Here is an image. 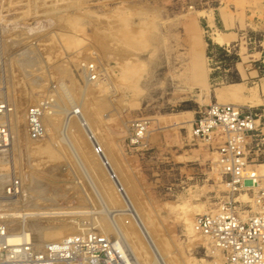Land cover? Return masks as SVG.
<instances>
[{"label":"rangeland","instance_id":"obj_1","mask_svg":"<svg viewBox=\"0 0 264 264\" xmlns=\"http://www.w3.org/2000/svg\"><path fill=\"white\" fill-rule=\"evenodd\" d=\"M250 1L264 2L0 0V102L8 105L0 124L10 130L0 157V217L9 235L23 231L7 213L59 208L68 213L28 220L62 230L30 241L37 249L65 236L101 233L117 240L128 264H153L156 253L166 264H221L196 217L230 198V190L216 144L193 135L196 116L184 113L192 104L178 100L192 97L206 72V85L235 84L232 102L213 103L237 104L245 89L240 76L249 67L264 74V35L242 30L225 56L206 27L216 8L238 18ZM199 37H206L205 54ZM213 40L224 43L220 32ZM31 106L42 112L44 134L36 140L27 135ZM256 119L261 145L249 154L264 152V118ZM258 159L264 163V154ZM13 179L20 193L7 196Z\"/></svg>","mask_w":264,"mask_h":264},{"label":"built area","instance_id":"obj_2","mask_svg":"<svg viewBox=\"0 0 264 264\" xmlns=\"http://www.w3.org/2000/svg\"><path fill=\"white\" fill-rule=\"evenodd\" d=\"M261 62L264 66V53ZM6 110L8 105L1 101L0 115ZM41 116L37 106L28 108L26 127L30 140L43 137ZM256 117L233 104L212 103L197 112L192 128L196 138L216 144L221 173L231 194L196 217L199 232L220 251L221 264H264V163L249 157L252 146L259 150L261 145ZM135 130V136L140 137L143 124ZM9 139L8 125L0 124V157ZM20 190L19 181L13 179L7 196H17ZM244 196L247 200L240 199ZM7 232L6 220L0 217V264L129 263L117 240L101 233L69 235L37 249L26 237L8 241Z\"/></svg>","mask_w":264,"mask_h":264},{"label":"crops","instance_id":"obj_3","mask_svg":"<svg viewBox=\"0 0 264 264\" xmlns=\"http://www.w3.org/2000/svg\"><path fill=\"white\" fill-rule=\"evenodd\" d=\"M238 18L235 11L227 12L224 9L216 8L215 11H211L206 19V27L210 32V40L212 44L222 46V49L225 51V56L230 54V46L235 42L239 41L246 31L247 33L253 35H264V2L262 4L256 2H248V4L243 8L239 9L237 12ZM222 29V30H221ZM220 32L224 38V43L219 44L213 40V38ZM204 38H198L197 43L200 47V50L205 54L207 50V44L205 43ZM229 46V47H227ZM247 67L245 68V70ZM208 76L207 73H204V76L201 75L202 81L194 84L195 91L192 97H184L178 100V102H187L190 101L192 108L186 110L184 113L195 114L203 107L213 103L218 102L217 100L220 97V100L223 102H232L229 97V92L232 90V87L235 84L231 83H219L217 86L206 85V80ZM241 81H244L245 89L241 92V99L236 103H229L236 105L239 108L249 110L258 116V121L264 118V74L256 69L249 67L242 76H240ZM240 84V83H239ZM238 85V83H237ZM170 87H177L176 83L170 84ZM190 86V85H189ZM186 86L189 89L191 87ZM208 86V87H207ZM185 88V86H183ZM258 103L260 104H257ZM256 102V104H255ZM226 104V103H221ZM183 113V114H184ZM181 116V115H179ZM182 117V116H181ZM260 124V122L258 123ZM264 127L261 128L263 130ZM264 140V138H263ZM264 151V150H263ZM264 154V152H255L250 153L249 156L252 160L259 161L258 157ZM255 155V157H252Z\"/></svg>","mask_w":264,"mask_h":264},{"label":"bare ground","instance_id":"obj_4","mask_svg":"<svg viewBox=\"0 0 264 264\" xmlns=\"http://www.w3.org/2000/svg\"><path fill=\"white\" fill-rule=\"evenodd\" d=\"M17 103H18V107H21L22 106L21 105L22 104V101L21 100H18ZM255 104H256V102H255ZM257 104H260V103H258V101H257ZM85 129H86V131L89 130L87 128H85ZM104 157L107 160V157H106L105 154H104ZM101 158L103 159V157H101ZM1 162H3V161H1ZM112 172H114V171H112ZM0 178H3V177H0ZM114 183L117 184L118 182L116 180H114ZM31 193H32V191H31ZM28 196H29V198H31L30 197V194ZM126 210L129 212L128 214L134 216V218H136V220L139 221V224H141L140 218L137 215H135V213L133 212V209L132 208L131 209L130 208L129 209L127 208ZM111 212L113 213L115 211H111ZM65 213L67 214L68 212H66L64 210L62 211V209H59V208H50V209H46V210L45 209L44 210H39V209L36 210L35 208L34 209L27 208V209H23V210H19V211H14V212L7 213L6 216H8L11 220L12 219H18L19 220V222H20L19 225L21 226L20 231H23V232H20V234H18L17 232L12 231L10 235H9V232H7L8 241H10V242H16V241H18V239L22 238L23 236H24V238L25 237L28 238L30 241H32V240L33 241H39L40 238L43 237V236H45V237L46 236H52L53 237V236L60 235L61 232H62V230L59 229V228L50 227V226H42L43 224L40 225V224H36V223H31V221H28V220L33 219V218H41V217L42 218L54 217V216L63 215ZM27 230L32 231V233H27L26 232ZM142 231H143L142 233H144V236H146V237L149 238V241L150 242L149 241L148 242L150 243V245H152V248H154V251H155V249L157 250V247H155V244L151 240V237L149 236V233L147 232V230L144 229ZM128 250L130 251L132 257L136 260V256H135L133 250H131L130 248H128ZM152 262H153V264H166L164 262L163 258L160 255H158L157 253H156L155 259Z\"/></svg>","mask_w":264,"mask_h":264}]
</instances>
